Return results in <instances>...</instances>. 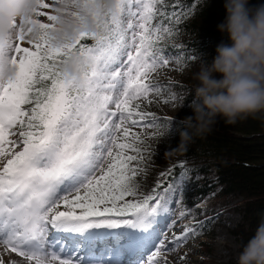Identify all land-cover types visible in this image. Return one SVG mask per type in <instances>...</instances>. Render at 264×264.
Wrapping results in <instances>:
<instances>
[{"label":"snow or ice","instance_id":"snow-or-ice-1","mask_svg":"<svg viewBox=\"0 0 264 264\" xmlns=\"http://www.w3.org/2000/svg\"><path fill=\"white\" fill-rule=\"evenodd\" d=\"M49 7L42 0L39 9ZM166 7L165 0H117L115 13L105 19V35L98 38L81 32L61 47L53 46L46 35L58 20V10L53 9L55 14L38 10L35 16L47 15L52 23L23 21L15 41L0 46V59L15 68L13 79L0 80V246L5 251L15 252L28 264H140L144 259L148 245H135L132 232L93 230L148 232L161 211L168 212L177 192L171 183L162 191L157 184L142 199L136 198L137 170L131 163L138 160L140 138L125 127L129 120L138 124L134 116L145 120L152 115L132 105L156 90L147 83L149 73L169 63L167 53L156 47L161 28L152 23L158 16L179 17ZM94 8L95 0H81L83 14H91ZM33 28L42 33L37 41L30 38ZM85 39L96 43L89 46L82 43ZM25 40L31 48L20 46ZM74 54L89 64L82 86L60 71ZM26 104L32 107L25 109ZM17 127L20 151H15L19 143L9 139L17 135L13 131ZM121 130L133 142H118ZM128 151L137 155H126ZM49 225L56 232L79 234L85 240L115 237L116 258L100 261L87 252L81 255L79 243L65 248L55 238L47 241ZM189 231L195 230L186 229L185 236ZM125 236L131 243L120 244ZM146 264H153L151 257Z\"/></svg>","mask_w":264,"mask_h":264},{"label":"clouds","instance_id":"clouds-1","mask_svg":"<svg viewBox=\"0 0 264 264\" xmlns=\"http://www.w3.org/2000/svg\"><path fill=\"white\" fill-rule=\"evenodd\" d=\"M41 2L0 0V46L15 41L17 28L23 21L35 19ZM248 3L249 0H226V19L218 30L227 34L230 44L218 45L211 60L202 58L194 76V90L177 105L179 110L185 107L190 96L187 107L193 115L179 121L176 116L171 118L165 135L178 133L180 142L165 152L166 157L186 152L194 138L210 134L218 117L226 125H234L238 120L264 113V5L250 8ZM116 7L117 0H95L94 11L85 15L80 11L81 0H58L54 5L58 20L47 32V38L56 47L72 43L81 32L99 38L106 33L105 19L115 13ZM41 35L33 28L30 38L37 41ZM89 70L87 59L76 54L60 67L67 80L80 86ZM14 76L15 68L7 59H0V80L6 82ZM237 264H264V219L239 253Z\"/></svg>","mask_w":264,"mask_h":264},{"label":"trees","instance_id":"trees-1","mask_svg":"<svg viewBox=\"0 0 264 264\" xmlns=\"http://www.w3.org/2000/svg\"><path fill=\"white\" fill-rule=\"evenodd\" d=\"M225 2L226 0H165L166 11L179 13V17L155 18L161 31L170 33V38L163 41L158 50L166 52L170 57H177L182 63L187 61L190 64L191 59L195 62L192 64L191 76L181 84L180 93L184 97L197 84L194 76L199 71L202 58L211 60L216 55L218 45L230 44L227 34L218 30V25L226 19ZM260 5H264V0H249L248 3L250 8ZM82 43L94 46L96 42L85 39ZM216 78L221 77L217 74ZM190 101L191 97L188 96L185 105ZM24 106L27 109L32 107L28 104ZM191 115L193 113L188 107L184 114H178L176 120ZM163 125L166 126V123ZM165 138L171 144L166 145V151L175 148L180 142L179 134L175 132L163 139ZM165 150L163 151L166 152ZM168 158L171 167L166 183L182 177L181 173L189 177L184 189L187 208L196 207L213 195H217L216 199L224 202L225 207L240 200L233 206L241 216L233 234L243 248L264 219V113L238 120L234 125H226L218 117L210 134L204 138H194L186 152L170 155ZM156 186L155 183L151 189ZM161 188L157 190L160 191ZM211 221L205 219L197 228L205 237L212 235ZM204 245L202 243L200 246Z\"/></svg>","mask_w":264,"mask_h":264},{"label":"rangeland","instance_id":"rangeland-1","mask_svg":"<svg viewBox=\"0 0 264 264\" xmlns=\"http://www.w3.org/2000/svg\"><path fill=\"white\" fill-rule=\"evenodd\" d=\"M44 2L51 5V7L42 8L39 11L55 14L53 11L55 0H44ZM35 19L42 23H52L47 19V15L35 16ZM152 23L157 25L156 19ZM157 35L160 36L156 44L157 49H159L161 43L170 38V33L162 30ZM19 43L21 47L31 48L27 40ZM167 58L169 60L167 65L158 66L155 71L149 73L147 83L156 90L150 92L147 96L140 97L132 105L135 108L138 104V112L152 115L145 120H140L137 115L133 119L137 120L138 124L134 125L131 120L125 124L130 133H134L140 138V141L136 142V147L140 150L138 160L131 163V167L137 170L134 178V182L139 185L137 199H142L143 196L149 194L155 183L162 186L160 191L163 190V187L168 186L169 183H166V180L171 165L169 164L170 159L165 156L163 150L171 144L167 141V138L163 139L167 136L165 135V129L173 116L177 118L178 114H184V111L188 110L186 105L180 110L177 105L184 98V95L180 93L181 84L187 82L191 76L192 64L195 62L191 59L190 64L187 61L182 63L177 57H170L168 54ZM149 122L158 126L150 128L140 126ZM163 123H166V126ZM13 131L17 135L10 136L9 139L19 143L21 141V137L18 135L19 127L13 129ZM118 136V142H133L131 136L128 138L123 136V130L118 133ZM20 150H22V143H19V146L15 148V151ZM113 151L116 152L118 149H113ZM126 155H137V153L128 151ZM107 160L108 163L111 162V158H107ZM108 163L104 165L105 169ZM2 166L3 162H0V167ZM187 181L188 177L182 176L171 182V185L177 188V192L172 196L171 203L168 204V212L161 211L160 215L155 218L156 223L151 228L150 234H154V238L158 237V240L154 242L155 248L145 254L140 264H146L150 257L153 264L237 263L239 253L243 248L238 244L233 230L239 224L241 216L233 209V206L240 200L225 207L224 202H220L216 199L217 195H213L207 197L204 202L196 207L187 208L183 201V190ZM127 199H132V197ZM60 210H63V207ZM77 211L79 210L77 209ZM205 219L212 220L210 225L212 235L208 237H205L202 231L197 229ZM186 229H194L195 231H189L185 236ZM178 237L183 239L178 240ZM160 241H163V244L159 243ZM202 243H205V245L200 246ZM168 249H171V251H168ZM0 260H2L1 257Z\"/></svg>","mask_w":264,"mask_h":264},{"label":"bare ground","instance_id":"bare-ground-1","mask_svg":"<svg viewBox=\"0 0 264 264\" xmlns=\"http://www.w3.org/2000/svg\"><path fill=\"white\" fill-rule=\"evenodd\" d=\"M185 177H188L185 175ZM189 179V177H188ZM101 230H93V231H102ZM0 257L4 261V264H11V261L16 260V261H22L23 264H28L27 261L24 260L23 257L17 256V254L11 250L5 251L4 247L0 246Z\"/></svg>","mask_w":264,"mask_h":264}]
</instances>
